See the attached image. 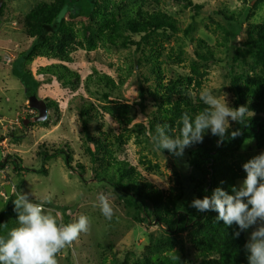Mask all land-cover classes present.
<instances>
[{"label": "rangeland", "instance_id": "1", "mask_svg": "<svg viewBox=\"0 0 264 264\" xmlns=\"http://www.w3.org/2000/svg\"><path fill=\"white\" fill-rule=\"evenodd\" d=\"M53 1L0 0V162L13 156L21 160L23 167L40 170L43 166L45 170V174L22 177L10 164L0 170V213L19 194H26L30 202L42 204L45 213L52 214L59 223L75 222L86 215L88 231L80 233L57 254V264H145L155 253L178 254L187 264H198L193 231L170 237L161 228H146L135 221L136 210L124 206L121 192L95 180L99 169L87 154L79 111L84 104L91 105L95 118L90 124V136L102 134L113 142L123 135L125 145L116 158L135 167L144 180L158 189L181 191L182 209L190 219L196 218L200 211L192 207V202L204 198L207 182L203 174L194 173L195 144L186 148L182 157L163 154L145 131L155 112L147 98V92L155 86L151 63L156 57L163 83L191 78L187 92L193 102L201 100L202 92L210 91L221 100L225 96L233 108L229 85L232 75L252 74L257 65L245 43L248 27L264 23V0H191L200 7L198 13L186 9L181 0H161L157 10L175 21V30L159 31L144 42L141 36H130L141 44L138 49L98 44L93 51L75 47L66 63L50 57L33 58L27 70L39 82L35 97L49 105L46 121L39 123L34 122L37 112L29 108L28 97L12 67L33 41L23 31L25 16L40 2ZM89 23L90 20L70 23L76 41L84 40ZM206 49L211 56L202 60L198 54H207ZM54 64L64 65L77 77L63 83L37 75L39 69ZM254 71L258 72V67ZM99 76H107L112 84L94 82ZM141 100H145L144 112L136 105ZM234 123L229 120L227 130ZM18 136L23 139L16 141ZM62 148L70 152L71 169L65 166L62 155L42 162V152L52 154ZM262 152L249 140L231 161L245 164ZM20 179L22 185L17 190ZM243 180H236L238 189ZM101 194L112 208L111 218L101 211ZM147 213L152 219L151 207H147ZM6 221L10 227L0 230V235L18 227L17 216H7ZM258 226L243 231L246 243ZM168 250L172 252L165 253Z\"/></svg>", "mask_w": 264, "mask_h": 264}, {"label": "trees", "instance_id": "2", "mask_svg": "<svg viewBox=\"0 0 264 264\" xmlns=\"http://www.w3.org/2000/svg\"><path fill=\"white\" fill-rule=\"evenodd\" d=\"M186 9L198 13L200 7L192 4L191 0H181ZM161 0H55L51 3L40 2L24 18V33L33 39L30 47L20 54L12 73L17 77L24 88L25 95L29 98L36 96L39 82L27 70V65L33 58L50 57L61 63L70 61V54L75 47L93 51L98 44L108 46L140 47L130 36H141L145 41L150 35L159 31L175 30V21L168 15L157 10ZM152 8V10H150ZM225 19H228L223 15ZM68 20V21H66ZM74 20H90L84 40L76 41L77 36L71 27ZM89 33V35H88ZM129 35V36H127ZM88 36V37H87ZM203 45V43H200ZM246 49L254 55L257 65L253 67L252 74H234L230 79V91L234 97L233 108L246 106L243 122L235 121L232 128L226 132V137L214 136L211 130L203 134V141L194 143V153L197 156V169L194 173L203 174L207 182L204 197L210 196L216 188H221L232 194V188L236 187V180L246 177L244 164L231 161L234 153L245 142L252 140L257 149L264 151V23L249 26L247 30ZM207 50V49H206ZM211 56L201 52L198 57L207 60ZM258 72L254 71L255 68ZM151 70L155 78L154 88L147 92L155 108L151 121L147 124L146 133L151 138L155 148L167 154V150L158 147L154 137L159 136L157 127L163 129L169 138L176 139L181 136L183 123L182 116L187 113L190 119L195 115L209 109L202 100H193L188 95V87H191V78L178 79L163 83L161 79L160 64L157 58L151 63ZM38 76H50L63 83H69L76 74L62 64H54L39 69ZM94 82L112 84L107 76H99ZM144 101L136 105L144 112ZM47 106H49L47 104ZM49 109V108H48ZM113 113L111 109H105ZM82 133L87 145V154L91 162L99 171L95 174V180L107 183L113 189L122 193L124 206L136 210L134 219L146 228H161L166 236H177L193 231V245L200 262L198 264H248V253L245 249L246 241L244 233L239 237L235 235L239 231L233 224L226 226L223 221L217 220L218 212L207 210L199 212L194 219L182 209L184 200L181 191H163L144 180L138 170L128 162L116 158L120 148L125 145L124 136L120 135L109 141L106 136H97L89 133L95 114L91 105L84 104L79 111ZM166 126V127H165ZM239 131L235 138L231 137L233 131ZM23 136L15 138L21 141ZM93 146V148H91ZM62 155L64 164L71 169L70 152L64 148L54 151L52 154L42 152V162ZM10 164L16 174H45L44 167L33 170L23 167L17 157L6 156L0 162V170ZM189 161L186 162L188 166ZM82 169V168H81ZM22 185V179L17 184V190ZM182 187V186H181ZM238 189V188H237ZM181 190V189H179ZM147 207L152 208V219L149 220ZM143 218H140V215ZM16 218L15 205L8 203L0 213V230L10 227L6 217ZM67 224V222H65ZM12 226V225H11ZM172 252V250L165 251ZM164 253V252H163ZM145 264H187L178 254L163 256L155 253Z\"/></svg>", "mask_w": 264, "mask_h": 264}, {"label": "clouds", "instance_id": "3", "mask_svg": "<svg viewBox=\"0 0 264 264\" xmlns=\"http://www.w3.org/2000/svg\"><path fill=\"white\" fill-rule=\"evenodd\" d=\"M200 99L209 109L195 115L194 119L185 113L179 138H169L157 127L159 136L154 139L160 149L182 157L186 148L203 141V134L209 129L222 142L229 120L243 122L248 112L246 106L229 107L225 96L221 100L210 91L202 92ZM239 134L238 130L233 131L231 137ZM243 169L246 177L239 189L232 188V194H229L216 188L210 196L195 199L192 207L200 212H218L217 220L226 226L235 224L238 227L237 237L244 230L259 225L251 232L245 249L248 264H264V152L245 163ZM100 202L102 213L111 218L112 208L103 194ZM14 205L18 227L7 235H0V264H57V254L89 228L86 215H81L75 222L59 223L52 214L45 213L42 204L30 202L26 194H19Z\"/></svg>", "mask_w": 264, "mask_h": 264}, {"label": "water", "instance_id": "4", "mask_svg": "<svg viewBox=\"0 0 264 264\" xmlns=\"http://www.w3.org/2000/svg\"><path fill=\"white\" fill-rule=\"evenodd\" d=\"M28 104L31 110L37 111V116L34 117V122L41 123L46 121L48 116V106L44 100H39L34 96L28 99Z\"/></svg>", "mask_w": 264, "mask_h": 264}, {"label": "flooded vegetation", "instance_id": "5", "mask_svg": "<svg viewBox=\"0 0 264 264\" xmlns=\"http://www.w3.org/2000/svg\"><path fill=\"white\" fill-rule=\"evenodd\" d=\"M37 112V111H36Z\"/></svg>", "mask_w": 264, "mask_h": 264}]
</instances>
